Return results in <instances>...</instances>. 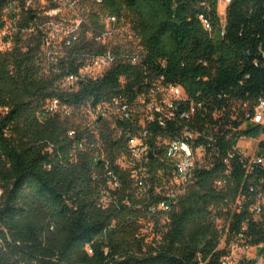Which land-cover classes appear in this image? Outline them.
<instances>
[{
	"label": "trees",
	"instance_id": "trees-1",
	"mask_svg": "<svg viewBox=\"0 0 264 264\" xmlns=\"http://www.w3.org/2000/svg\"><path fill=\"white\" fill-rule=\"evenodd\" d=\"M15 3L24 11V0H0V34ZM109 17L124 21L137 44L117 47L116 65L79 82L77 92L61 86L78 74L77 57L47 70L36 37L0 48V264H227L232 243L264 257V164L238 147L262 137L257 157L264 161V128L249 119L264 100V0H233L224 24L219 0H103L90 16L93 29ZM75 49L105 50L84 38ZM160 86H181L187 99L173 118H144L153 148L145 198L116 165L142 131L139 118L100 119L94 132L75 124L76 115L44 112L54 98L74 113L119 94L134 104ZM186 130L204 157L183 194L168 199L157 190L172 172L156 141ZM108 173L118 189L109 188ZM163 201L169 210H150Z\"/></svg>",
	"mask_w": 264,
	"mask_h": 264
},
{
	"label": "built area",
	"instance_id": "built-area-1",
	"mask_svg": "<svg viewBox=\"0 0 264 264\" xmlns=\"http://www.w3.org/2000/svg\"><path fill=\"white\" fill-rule=\"evenodd\" d=\"M232 1L219 0V4L224 7L226 12ZM102 4L103 0H24L25 12L17 8L18 5L16 3L4 12V28L0 37L10 44L20 36L23 41L32 37L38 38L41 41V65L47 70H60L68 67L65 62L71 59L70 56L77 57L75 65L79 68L78 74L70 75L61 81V86L64 90L77 92L79 90V82L82 80H96L111 70L118 62L117 47L123 48V45L120 44L111 45L108 40L113 36L115 30L117 31L124 25V21L118 20L117 17L101 18L98 23V26H100L99 31L93 29L90 16L92 11L98 9ZM26 12H31L33 18H28ZM204 25L207 30H210V25L205 20ZM131 34L135 39L132 32ZM82 38L105 48L103 54L75 49ZM134 43L137 44L136 41ZM136 53L137 51H135ZM136 61V59H131L133 64ZM93 68L98 69L96 77L91 76L88 72L89 69ZM121 84H124V79L121 80ZM186 99L187 95L183 87L160 86L139 95L134 104L131 103L127 96L119 94L97 108L101 114L110 119L109 122L139 118V125L142 126V131L128 139L126 142L127 151L119 156L116 161V165L121 170L129 173L139 197L145 198L149 195L150 173L148 165L153 154V148L149 144L150 135L145 130L144 118L146 117L148 121H153L156 113L159 115L165 114L168 118H173L175 105L186 101ZM44 112L46 114L69 116L73 110L64 105L59 99L54 98L46 101ZM249 119L252 124L260 125L264 128V100L259 102L254 115L249 116ZM75 135L76 132L74 131L69 133L70 137ZM195 138L196 136L193 132L186 130L178 139L166 141L158 138L156 141L158 147H163V161H165L169 171L172 172L171 177L165 179L163 186L157 190L158 193L161 194L162 192L168 199L183 194L184 188L183 192L178 194L172 191L173 186L171 185L174 181L180 180L182 185L185 186V181L191 177L197 163L204 157V150L202 148H194L192 145V141ZM261 139L262 137L255 140L258 144L254 157L248 155L241 148L240 142L238 147L251 160L264 164V161L257 157ZM108 177L110 178L109 188L111 190L118 189L120 183L117 177L113 173H108ZM2 194L3 192L0 189V198ZM150 210H169V204L163 201L158 207H151ZM144 232H147V230H144ZM88 252L91 254L92 250H88Z\"/></svg>",
	"mask_w": 264,
	"mask_h": 264
},
{
	"label": "rangeland",
	"instance_id": "rangeland-1",
	"mask_svg": "<svg viewBox=\"0 0 264 264\" xmlns=\"http://www.w3.org/2000/svg\"><path fill=\"white\" fill-rule=\"evenodd\" d=\"M219 15L221 18V21L223 24L225 23V10L224 7L219 4ZM135 41L133 38L130 29L128 26L124 25L118 29L117 31H114L113 36L108 40V42L111 43V45H126L128 43H132ZM12 44L5 43V41L0 37V48L3 50H8L11 48ZM89 74L91 76L96 77L98 74V69L93 68L88 70ZM71 116H75V124L80 125L83 129L88 128L91 131L98 132L100 130L101 126L99 123H97L100 119L109 121L106 116L101 114L99 110H93L90 107H84L78 111L71 112ZM258 142L253 139H243L240 142L241 148L251 157L255 156V151L257 148ZM172 191L175 193H182L184 185H182V182L180 180H176L171 185ZM217 224L219 226H223V221H218ZM226 247V244L224 241L221 243L220 248L224 249ZM230 251V257L227 259L228 264H240L242 262L247 261H255L257 264H264V257L260 255V252L257 248H248L244 247L243 245L232 243L229 246Z\"/></svg>",
	"mask_w": 264,
	"mask_h": 264
},
{
	"label": "crops",
	"instance_id": "crops-1",
	"mask_svg": "<svg viewBox=\"0 0 264 264\" xmlns=\"http://www.w3.org/2000/svg\"><path fill=\"white\" fill-rule=\"evenodd\" d=\"M225 15H226V12H225Z\"/></svg>",
	"mask_w": 264,
	"mask_h": 264
}]
</instances>
